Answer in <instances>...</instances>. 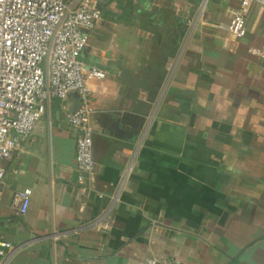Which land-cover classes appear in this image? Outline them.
<instances>
[{
	"label": "crops",
	"instance_id": "crops-1",
	"mask_svg": "<svg viewBox=\"0 0 264 264\" xmlns=\"http://www.w3.org/2000/svg\"><path fill=\"white\" fill-rule=\"evenodd\" d=\"M96 1L94 170L78 181L79 134L47 102L0 183L5 264H264L263 8L232 49L235 0Z\"/></svg>",
	"mask_w": 264,
	"mask_h": 264
},
{
	"label": "built area",
	"instance_id": "built-area-1",
	"mask_svg": "<svg viewBox=\"0 0 264 264\" xmlns=\"http://www.w3.org/2000/svg\"><path fill=\"white\" fill-rule=\"evenodd\" d=\"M239 6L231 14L225 43L235 48L246 34L245 21L253 4L264 10V0H235ZM102 17L96 0H0V183L6 164L20 150L22 141L33 131L55 100L61 110L68 107L70 94H77L79 106L67 116L77 130L75 165L78 181L93 172V114L90 81H101L106 72L84 61L90 33ZM250 53L264 57L262 47ZM31 191L14 192L12 208L25 215ZM11 245L0 239V264ZM138 264H181L176 259L146 258Z\"/></svg>",
	"mask_w": 264,
	"mask_h": 264
},
{
	"label": "water",
	"instance_id": "water-1",
	"mask_svg": "<svg viewBox=\"0 0 264 264\" xmlns=\"http://www.w3.org/2000/svg\"><path fill=\"white\" fill-rule=\"evenodd\" d=\"M79 106V97L77 94H70L68 97L67 114H72Z\"/></svg>",
	"mask_w": 264,
	"mask_h": 264
}]
</instances>
